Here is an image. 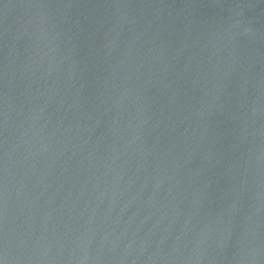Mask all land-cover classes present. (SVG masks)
<instances>
[{
    "label": "water",
    "instance_id": "obj_1",
    "mask_svg": "<svg viewBox=\"0 0 264 264\" xmlns=\"http://www.w3.org/2000/svg\"><path fill=\"white\" fill-rule=\"evenodd\" d=\"M0 264H264V0H0Z\"/></svg>",
    "mask_w": 264,
    "mask_h": 264
}]
</instances>
